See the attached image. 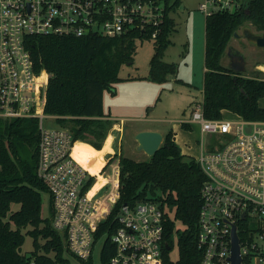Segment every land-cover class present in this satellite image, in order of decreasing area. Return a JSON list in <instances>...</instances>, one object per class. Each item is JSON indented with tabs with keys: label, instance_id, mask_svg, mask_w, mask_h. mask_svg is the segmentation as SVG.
I'll return each mask as SVG.
<instances>
[{
	"label": "built area",
	"instance_id": "obj_1",
	"mask_svg": "<svg viewBox=\"0 0 264 264\" xmlns=\"http://www.w3.org/2000/svg\"><path fill=\"white\" fill-rule=\"evenodd\" d=\"M240 5L242 0H205L200 8L209 15ZM164 10L165 3L155 0H0V118L39 119L37 175L48 189L52 227L79 260L93 256L99 225L120 198V162L92 173L74 154L78 141L72 131L45 123L58 116L45 113L50 73L37 68L32 42L41 35L115 37L145 31L146 23H161ZM156 36L154 30L151 38ZM203 105L202 99L191 119L201 126L195 158L206 176L197 232L200 264H231L234 226L242 263L264 264V119L208 118ZM206 133L224 137L206 146ZM114 221L116 250L109 264H163L168 242L160 201L125 203Z\"/></svg>",
	"mask_w": 264,
	"mask_h": 264
},
{
	"label": "trees",
	"instance_id": "obj_2",
	"mask_svg": "<svg viewBox=\"0 0 264 264\" xmlns=\"http://www.w3.org/2000/svg\"><path fill=\"white\" fill-rule=\"evenodd\" d=\"M155 1L165 3V14L157 26L146 23L145 31L131 30L115 37L41 35L32 42L37 68L50 73L45 113L57 115L60 125L72 131L74 140L79 141L76 150L80 159L87 156L89 146L92 151L100 150L113 127L114 121L103 117L107 115L103 94L121 79V66L133 61L137 37L151 38L157 30L150 79L165 82L178 70L177 63L164 56L176 30L169 13L179 0ZM247 23L264 31V0H242L235 10H216L205 16L203 106L208 118H221L224 110H229L246 119H264L260 103L264 70L236 72L222 61L225 54L231 55L234 33ZM39 136L37 118H0V264H72L67 255L73 254L64 235L52 227L51 207L49 216L43 214V193L48 189L37 175ZM119 162L120 198L96 232V242L107 233L100 250L102 264H109L115 254L113 220L119 207L144 199L160 201L165 208V240L170 248L163 246V264H200L197 232L206 176L197 159L182 152L171 129L153 156L137 160L121 153ZM27 235L33 238L29 254L22 251ZM175 238L179 257L174 260L170 253ZM80 261L93 264V256Z\"/></svg>",
	"mask_w": 264,
	"mask_h": 264
},
{
	"label": "rangeland",
	"instance_id": "obj_3",
	"mask_svg": "<svg viewBox=\"0 0 264 264\" xmlns=\"http://www.w3.org/2000/svg\"><path fill=\"white\" fill-rule=\"evenodd\" d=\"M204 1L179 0L170 11L171 17L176 22L177 31L171 34L173 41L165 50V60L177 63L178 71L175 75H170L165 82L150 79L148 76L149 65L154 52L155 41L153 38L137 37V48L133 62L124 63L119 71L121 79L113 84L112 89H105L103 97L104 111L110 112L112 110L121 116H125L122 123L126 130L122 139L123 149L120 154L137 157L140 160L149 157L145 152L137 151L138 142L132 129L150 123L156 124V126H160L166 131L173 129L177 132V143L184 152L194 156L199 155L202 138L201 126L198 122H194L187 127L183 123L191 117L192 109L197 105L196 101L203 99L206 14L205 11L201 10L200 4ZM182 5L184 8H181ZM247 25L251 24L247 23ZM252 29L256 32H262L257 31L253 26ZM239 31L242 32V28ZM229 46V49L233 51L232 53L242 54L247 59L245 73L253 74L257 62H264V47L257 46L246 38L233 37ZM226 55H224L222 61L224 60L223 62L229 65L231 55L228 57ZM137 76L140 77L133 80L128 78ZM176 76L182 78L186 83L176 81ZM113 90L116 93H113ZM261 102L264 105V98ZM143 116L147 118H143ZM224 116L233 115L225 113ZM153 118L155 120H151ZM118 119L121 118L118 117ZM45 123L60 125L56 119L50 118H46ZM66 123L68 126L71 124L69 121ZM220 137L224 136L222 134L206 133L204 135L206 146H211L212 142L217 143ZM116 142H118V138H116ZM106 149L108 147L98 151L106 152ZM105 157L106 163L108 160L110 163L117 160L119 154L111 152ZM100 168L95 171L93 169L92 173H98ZM43 214L45 216L50 215V201L47 192L43 193ZM103 240L104 237L98 240L94 247L93 264H102L100 250ZM32 249L33 238L27 235L22 251L29 254ZM170 255L174 260L179 257L176 238ZM67 256H69L72 264H83L76 256L71 254Z\"/></svg>",
	"mask_w": 264,
	"mask_h": 264
},
{
	"label": "crops",
	"instance_id": "obj_4",
	"mask_svg": "<svg viewBox=\"0 0 264 264\" xmlns=\"http://www.w3.org/2000/svg\"><path fill=\"white\" fill-rule=\"evenodd\" d=\"M174 0H172V2H173ZM169 15H170V13H169ZM171 16V15H170ZM175 31H177V26H176V30ZM172 39V38H171ZM173 41V40H172ZM154 53V52H153ZM152 57V56H151ZM245 57V56H244ZM164 58H165V56H164ZM205 58V57H204ZM133 60H134V57H133ZM133 62V61H132ZM132 62H129V63H132ZM169 62H171V61H169ZM172 62H174V61H172ZM263 66H264V62H257V66L256 67H254V71H256V70H263L264 68H263ZM149 69H150V65H149ZM205 69H206V67H205V65H204V72H205ZM246 69H247V59H246ZM178 71V70H177ZM246 71V70H245ZM172 75H175V74H172ZM140 76H137V77H128L129 78V80H133L134 78H139ZM170 77V76H169ZM169 79V78H168ZM175 80L176 81H181V82H183V83H186L182 78H180V77H177L176 76V78H175ZM188 84V83H187ZM113 88V87H112ZM112 88H110V89H112ZM105 92V91H104ZM113 93H116L115 92V90H113ZM103 97H104V94H103ZM263 99V98H262ZM261 99V100H262ZM261 100H260V103H261V105L262 106H264L263 104H262V102H261ZM199 101H196V104L198 103ZM196 107V106H195ZM194 107V108H195ZM194 108L192 109V113H193V110H194ZM105 112V111H104ZM192 113H191V117L190 118H188L186 121H185V123H187L189 126H191V124L192 123H194V121H192L191 119H192ZM225 113H228V114H235V113H233V112H231V111H229V110H224V112H223V115H225ZM105 114H107V115H105V116H103L104 118H108V119H111V120H113L114 121V124H113V127L111 128V130H110V132L108 133V135H107V137H106V139H105V141H104V143H103V146H102V148H104L105 149V147H108V149H106V152H101V151H92L91 149H90V146L88 147V148H86V152H87V156L85 157V158H81V161H83V163L84 164H86L87 166H88V168H90V170H91V172H93V169H94V171L95 170H98L102 165H104L105 163H106V155L107 154H110L111 152L113 153V154H115V153H118V154H120V152L122 151V149H123V143H122V139H123V136H124V134H125V130H126V127L123 125V123H122V121L124 120V117L125 116H121V115H119V114H117L116 112H113L112 110H110V112H105ZM118 117H120L121 119L119 120L118 119ZM143 118H147L146 116H143ZM151 120H155L154 118L153 119H151ZM56 121H57V119H56ZM152 123V122H151ZM141 130H159V131H161V132H163V134H165L167 131L166 130H163L160 126H156V124L155 125H153V124H150V123H148V125H146V126H140V127H135V128H133L132 129V132H133V134H134V136H135V134L138 132V131H141ZM173 130V129H172ZM174 131V130H173ZM174 133H175V140H176V142H177V132L176 131H174ZM116 138H118V142H116ZM79 142V141H78ZM89 145H91V144H89ZM179 145V144H178ZM92 146V145H91ZM92 147H94V146H92ZM95 148V147H94ZM101 148V149H102ZM96 149V148H95ZM182 149V148H181ZM200 150H201V147H200ZM138 151V150H137ZM78 152H80L79 151V149H78ZM144 152V151H143ZM182 152L183 153H185V154H188V153H186V152H184V150L182 149ZM189 155H191V154H189ZM136 156H139V155H136ZM192 156H194V155H192ZM194 157H196V156H194ZM132 158H134V159H137V160H140L139 158H137V157H133L132 156ZM92 166H94L93 168H92Z\"/></svg>",
	"mask_w": 264,
	"mask_h": 264
},
{
	"label": "water",
	"instance_id": "obj_5",
	"mask_svg": "<svg viewBox=\"0 0 264 264\" xmlns=\"http://www.w3.org/2000/svg\"><path fill=\"white\" fill-rule=\"evenodd\" d=\"M181 8H184L183 5ZM234 37L238 39L246 38L255 43L257 46L264 47V31L256 32L251 25H244L242 32L239 30L234 33ZM236 72H243L246 70V59L242 54H233L231 62L228 65ZM137 140V150L144 151L148 156H153L161 147L164 134L159 130H141L135 134ZM170 248V246H168ZM231 264H243L242 255L240 252V237L236 231V226L233 228V243Z\"/></svg>",
	"mask_w": 264,
	"mask_h": 264
},
{
	"label": "bare ground",
	"instance_id": "obj_6",
	"mask_svg": "<svg viewBox=\"0 0 264 264\" xmlns=\"http://www.w3.org/2000/svg\"><path fill=\"white\" fill-rule=\"evenodd\" d=\"M74 154H75V156L77 157V159L86 167V168H88V166L86 165V164H84L83 163V161H81V159L77 156V150H76V147H75V149H74ZM89 169V168H88ZM90 170V169H89Z\"/></svg>",
	"mask_w": 264,
	"mask_h": 264
},
{
	"label": "flooded vegetation",
	"instance_id": "obj_7",
	"mask_svg": "<svg viewBox=\"0 0 264 264\" xmlns=\"http://www.w3.org/2000/svg\"><path fill=\"white\" fill-rule=\"evenodd\" d=\"M233 51H231V49H229V53L231 54V56L234 54V53H232ZM237 54V53H236Z\"/></svg>",
	"mask_w": 264,
	"mask_h": 264
}]
</instances>
